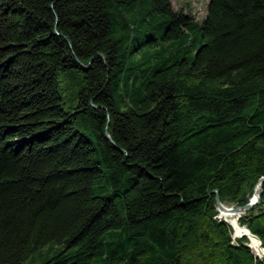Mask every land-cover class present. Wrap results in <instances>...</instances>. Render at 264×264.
<instances>
[{
  "label": "trees",
  "instance_id": "trees-1",
  "mask_svg": "<svg viewBox=\"0 0 264 264\" xmlns=\"http://www.w3.org/2000/svg\"><path fill=\"white\" fill-rule=\"evenodd\" d=\"M261 178L264 0H0V264H264Z\"/></svg>",
  "mask_w": 264,
  "mask_h": 264
},
{
  "label": "rangeland",
  "instance_id": "rangeland-1",
  "mask_svg": "<svg viewBox=\"0 0 264 264\" xmlns=\"http://www.w3.org/2000/svg\"><path fill=\"white\" fill-rule=\"evenodd\" d=\"M170 1L172 4V8L175 11H181L185 15H191L194 17V19L196 21L200 22L203 19V17L205 16L206 8H207L208 2L210 0H170ZM80 76H81V73H75L72 76L68 77L70 81H66V82L63 81L62 76H60L61 85H62V89H61L62 98H63V103H64L63 108L67 111L71 110L76 105L75 95H76V92L79 90V87H80V81H81ZM66 83L68 84V86L65 85ZM224 206L236 207L233 204H226ZM242 215H245V214H242ZM218 219L223 220L224 222L226 221L225 223L228 222L223 216H220V214L218 216ZM235 236L233 234V238H239V237H235ZM249 248H250V251L256 256V253L253 252L250 245H249ZM262 258H264V256H261L258 259H262Z\"/></svg>",
  "mask_w": 264,
  "mask_h": 264
},
{
  "label": "water",
  "instance_id": "water-1",
  "mask_svg": "<svg viewBox=\"0 0 264 264\" xmlns=\"http://www.w3.org/2000/svg\"><path fill=\"white\" fill-rule=\"evenodd\" d=\"M107 138H108V136H107ZM263 180H264V178H261L259 180V182L257 183V185L254 188L253 195L250 198L249 203L244 205V206L226 207L222 203H220V201L218 199V196L216 195L215 196V201H216V205H217V211L219 212L220 216H222L223 212H228V213H232L233 215H235L236 219L238 220L241 217L242 214H245L247 211H249L251 208H253L256 204H258L259 200H260V197H261V185H262ZM228 224L234 230V227L230 223H228ZM237 225H238V223H237ZM240 228H242L247 233H242L239 236H237V235L235 236V233H234V236L235 237H243V236H245V237H248V239L250 240L248 234H250L251 236H253V235L249 232V230L247 228H245V227H240ZM253 237L256 238L255 236H253ZM257 240L261 244L260 240L259 239H257ZM248 247H249V245H248ZM256 257H258V255H256Z\"/></svg>",
  "mask_w": 264,
  "mask_h": 264
},
{
  "label": "bare ground",
  "instance_id": "bare-ground-1",
  "mask_svg": "<svg viewBox=\"0 0 264 264\" xmlns=\"http://www.w3.org/2000/svg\"><path fill=\"white\" fill-rule=\"evenodd\" d=\"M222 216L234 227L235 235L239 236L242 233H247L237 225V219L235 215L232 213L223 212ZM248 236L250 238L249 245L253 252H255L258 257L264 256V248L261 246L259 241L250 234H248Z\"/></svg>",
  "mask_w": 264,
  "mask_h": 264
}]
</instances>
